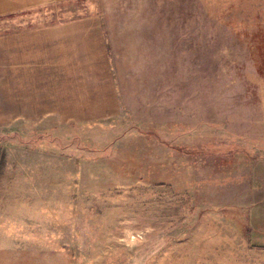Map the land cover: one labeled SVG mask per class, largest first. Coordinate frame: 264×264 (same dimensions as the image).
I'll list each match as a JSON object with an SVG mask.
<instances>
[{"label":"rangeland","instance_id":"1","mask_svg":"<svg viewBox=\"0 0 264 264\" xmlns=\"http://www.w3.org/2000/svg\"><path fill=\"white\" fill-rule=\"evenodd\" d=\"M0 264H264V0L0 12Z\"/></svg>","mask_w":264,"mask_h":264},{"label":"crops","instance_id":"2","mask_svg":"<svg viewBox=\"0 0 264 264\" xmlns=\"http://www.w3.org/2000/svg\"><path fill=\"white\" fill-rule=\"evenodd\" d=\"M54 1L57 0H0V12H9L36 4Z\"/></svg>","mask_w":264,"mask_h":264}]
</instances>
